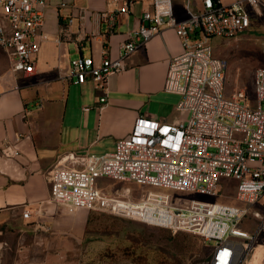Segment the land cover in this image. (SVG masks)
I'll return each instance as SVG.
<instances>
[{
	"label": "built area",
	"instance_id": "1",
	"mask_svg": "<svg viewBox=\"0 0 264 264\" xmlns=\"http://www.w3.org/2000/svg\"><path fill=\"white\" fill-rule=\"evenodd\" d=\"M138 4L139 24L126 30L116 60L78 57L62 78L95 83L105 103L110 77L125 71L126 60L154 37L172 30L182 52L169 61L164 91L180 97L183 118L170 124L140 116L113 152L62 159L45 173L49 202L70 213L82 209L191 234L214 243L210 264H245L264 246V68L255 74L253 102L242 89L228 96V63L215 56L211 40L246 33L252 15H263L264 0H110L99 17L112 34ZM47 6L46 0H0V51L15 76L36 73V57L48 39ZM16 143L3 142V155L16 157ZM104 179L191 197L148 191L135 199L106 191ZM223 189L242 205L200 199H217ZM22 216L29 220L33 213Z\"/></svg>",
	"mask_w": 264,
	"mask_h": 264
},
{
	"label": "crops",
	"instance_id": "2",
	"mask_svg": "<svg viewBox=\"0 0 264 264\" xmlns=\"http://www.w3.org/2000/svg\"><path fill=\"white\" fill-rule=\"evenodd\" d=\"M109 1L46 0L48 39L36 57V73L25 77L8 71L0 78V236L7 229L22 237L55 235L67 228L79 234L90 212L76 211L67 224L66 208L49 202L45 173L62 159L113 152L140 116L170 124L183 118L177 111L180 97L164 91L169 61L182 52L172 30L154 37L126 60L125 71L110 77L105 103H100L104 94L95 83L62 78L75 58L116 60L126 30L138 26L141 4L109 33L108 23L99 17ZM38 100L40 109L34 106ZM5 141L16 143V157L3 155ZM26 210L33 213L29 220L22 216Z\"/></svg>",
	"mask_w": 264,
	"mask_h": 264
},
{
	"label": "rangeland",
	"instance_id": "3",
	"mask_svg": "<svg viewBox=\"0 0 264 264\" xmlns=\"http://www.w3.org/2000/svg\"><path fill=\"white\" fill-rule=\"evenodd\" d=\"M229 1L223 0L224 3ZM211 43L215 56L228 63L226 94L230 96L242 89L253 102L255 74L264 68V12L261 17L253 14L251 28L238 38L212 39ZM6 74L8 63L0 51V78ZM166 111L170 109L164 108L163 112ZM103 183L106 191L119 195L128 192L135 199L148 191L191 197L187 193L142 187L132 182L104 179ZM200 199L242 205L226 189L217 199ZM72 214L66 209L67 224ZM89 219V224L79 234L67 228L55 235L25 234L22 237L15 230H4L0 236V264H210L214 243L206 244L200 237L173 233L110 214L90 212ZM259 250L251 253L245 264H264V248Z\"/></svg>",
	"mask_w": 264,
	"mask_h": 264
},
{
	"label": "bare ground",
	"instance_id": "4",
	"mask_svg": "<svg viewBox=\"0 0 264 264\" xmlns=\"http://www.w3.org/2000/svg\"><path fill=\"white\" fill-rule=\"evenodd\" d=\"M261 248V250H262V248H264V246H258L257 248H256V250L254 251V254L256 253V252H258V250ZM260 251V250H259ZM264 251V250H263ZM262 253V252H261ZM253 254V255H254ZM260 255V254H259ZM261 257V256H260Z\"/></svg>",
	"mask_w": 264,
	"mask_h": 264
},
{
	"label": "trees",
	"instance_id": "5",
	"mask_svg": "<svg viewBox=\"0 0 264 264\" xmlns=\"http://www.w3.org/2000/svg\"><path fill=\"white\" fill-rule=\"evenodd\" d=\"M90 219L87 221V225L89 224Z\"/></svg>",
	"mask_w": 264,
	"mask_h": 264
}]
</instances>
